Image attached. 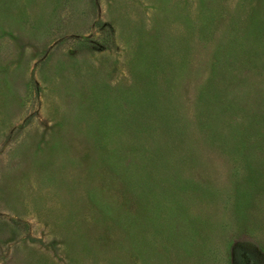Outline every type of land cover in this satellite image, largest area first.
<instances>
[{"label": "rangeland", "instance_id": "rangeland-1", "mask_svg": "<svg viewBox=\"0 0 264 264\" xmlns=\"http://www.w3.org/2000/svg\"><path fill=\"white\" fill-rule=\"evenodd\" d=\"M0 264H264V0H0Z\"/></svg>", "mask_w": 264, "mask_h": 264}]
</instances>
